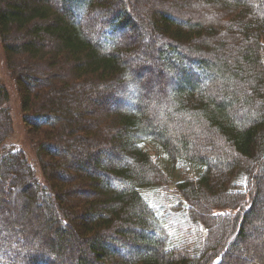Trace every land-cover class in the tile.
Masks as SVG:
<instances>
[{"label":"trees","instance_id":"16d2710c","mask_svg":"<svg viewBox=\"0 0 264 264\" xmlns=\"http://www.w3.org/2000/svg\"><path fill=\"white\" fill-rule=\"evenodd\" d=\"M134 27L142 37L131 36ZM0 38L6 58L28 64L11 71L42 154H0L4 193L33 208L20 225L0 227V264H64L68 245L78 249L68 264H264V248L247 241L249 229L264 238V0H0ZM155 57L159 77L176 72L180 85L166 106L141 110L148 79L130 72ZM32 63L58 74L33 96L24 90L38 79ZM128 88L127 109L82 113L89 92L118 99ZM8 100L0 84V151L11 131ZM167 164L195 175L173 182ZM149 190L163 191L162 200ZM171 212L180 226L172 244L164 235ZM36 219L47 231L37 252L22 234Z\"/></svg>","mask_w":264,"mask_h":264},{"label":"rangeland","instance_id":"374dc122","mask_svg":"<svg viewBox=\"0 0 264 264\" xmlns=\"http://www.w3.org/2000/svg\"><path fill=\"white\" fill-rule=\"evenodd\" d=\"M66 3V7L69 10V8L72 9V11L74 13H76V11H78L81 14V10L76 7H71L70 6V2H64ZM53 5H56L61 9V3L60 2H52ZM76 19V18H75ZM140 18H138L139 20ZM131 32V36L138 38V37H142L143 34V29L140 27L137 28H131L130 29ZM116 36H119V32L116 31ZM16 40L18 39V35H16ZM17 42H19V40H17ZM11 43V42H10ZM12 44V43H11ZM264 44V42H263ZM13 45V44H12ZM17 45V44H16ZM14 46V45H13ZM144 47V49L147 52V50L149 49V45L145 44L144 42L141 40V44L140 47ZM159 52L158 49H155L154 52ZM163 57L164 54L163 53H158V57ZM16 58H21L20 61L18 60H14V58H12L11 56L9 57V55L7 54V58L5 57L4 51H3V46H2V42H1V38H0V84L1 86L7 91L9 100L8 102H6L5 106H8L9 110V117H10V123H11V131L7 134V142L5 144L4 149H2V151H0V154H2L1 156H5L7 155L8 149H11V147L17 148V150H23L28 158H42V154L39 152H36V148L38 147V145H36V138L38 136V133H36L33 129H28L27 124L23 121V112L21 109V94L19 92V84L16 83V79L15 77H13V73L11 70H13V68L16 65L19 64H23L24 66H28V64L25 62L24 58L25 57H19L16 56ZM138 60H141V58H135L131 61L127 60V66L134 68V62H136ZM157 57L153 58L151 61H149L147 64H145V67L142 69H131V72L133 74V78L134 80L139 81L141 84L144 82H147L146 80L148 79L147 82V87H139V91H138V97L142 94V96L139 98V105H138V109L141 110H154L157 106L158 107H164L167 105L168 102H170V91L172 90V88L177 87L178 85H180V80L178 78L177 73L175 72H169V77L168 78H161L159 77L158 69L156 70V60ZM27 60V59H26ZM30 67H32L33 70L37 71L36 75H37V80H35L32 83V87L30 89V91H28L26 88L24 89L25 92H28L31 94V96L35 95L34 93L40 89H42L44 87V85L47 84H52L55 85L57 80L55 79L58 74L55 72H51V69H49L48 67H41L38 68L37 66H35L34 63L29 65ZM39 69V70H38ZM17 70V69H16ZM50 70L47 74L50 75L52 78L50 81L46 80L43 81L42 79L44 78L45 75V71ZM18 71V70H17ZM19 73V71H18ZM36 77V76H35ZM23 79H26L27 77L22 76ZM56 80V81H55ZM28 81V80H27ZM130 83L131 80L129 79ZM30 82H32V79L30 80ZM20 83V82H19ZM179 83V84H178ZM22 88V87H21ZM126 90V89H125ZM124 90V91H125ZM126 94L125 96L122 95H118V99H113L114 97L110 98L106 97L105 98H99L96 94H93L92 92H89L87 97L88 100L83 103L82 105V113L85 114L86 116H92L93 119H96V114L97 117L102 116V112L106 111H114L115 110H123V109H127L128 105L132 106V99H131V90L128 88L127 91H125ZM26 96L24 95L22 98L24 99ZM27 100V99H25ZM115 100H117L115 102ZM75 101V99H74ZM131 103V104H130ZM147 105V106H146ZM146 106V107H145ZM98 112H101L98 114ZM237 114V117L241 119V117L243 116V111H240ZM45 128V125H42ZM89 127V126H88ZM89 130V128H87ZM93 130H96V128H92ZM90 131V130H89ZM106 133V132H105ZM173 134V133H172ZM96 141V140H95ZM80 145H78L77 150L78 151H82L84 150V146L83 143H79ZM144 149H146V151L149 152V154L154 158L159 160L160 158H162V154L159 151L158 148H156L153 145H150L149 143H145L144 144ZM76 150V148H74ZM74 150V151H75ZM81 155H84L82 152H79ZM7 158V157H6ZM106 158H111V161L114 162H119L122 160V156L118 157L116 154H109L106 156ZM30 160V159H29ZM31 162V161H30ZM72 165H75L74 163ZM167 168V171L169 173V176L172 177V181H178L181 178H185V177H194L195 172L190 169V168H181L180 170H176L174 168H171L170 165H165ZM95 170V171H94ZM83 172L85 173H92L94 175H96V168L93 167H86L84 169H82ZM12 174H9V176ZM100 179L103 185H107L110 184L109 180L104 179V177H102V174L97 175ZM8 177V176H6ZM4 176L0 175V182H3L4 185L1 188L3 194L0 195V227H2V229H8L9 227H13V226H17L20 225L27 217L28 214L33 211V208H30L29 212L26 213V206L24 207L23 204L19 203V202H15L16 200V195H9V194H5V191H8L7 189H9L8 186V181L7 178ZM174 177V178H173ZM261 183L262 186L264 187V173L262 174V178H261ZM173 190H170V194L172 193ZM18 192V189H17ZM16 192V193H17ZM148 194H150L149 196L157 201L162 200L163 195L159 194L160 192L162 193L163 191H158V190H149L147 191ZM260 193L261 195H264V188L260 189ZM259 196L258 198V202H261L262 196ZM174 196H168V199H172L173 200ZM159 204V203H158ZM43 205V204H42ZM41 205V206H42ZM171 208V207H170ZM5 209V210H4ZM36 209L40 210L41 207H36ZM175 215L173 214V212H171V215L169 218H167V222H168V229L167 232L168 233H164V235H167V240L170 244H172V242L176 241V238H178V229L180 228V226L177 224V220L175 219ZM257 228L254 229H249L248 230V238L247 241H254V245L258 248H264V238L263 237H259L258 239L253 240V236L260 234L259 232L256 231ZM27 230V229H26ZM258 230V229H257ZM164 231H165V227H164ZM194 232H200L202 231V229H197V230H193ZM47 231L44 228V225L40 222L36 220H33L31 226H30V233L26 232L25 234H23L24 238L28 241V239H32L31 243H33V245H31L32 247L30 249H28V251H35L37 252L38 250H40L41 248H39V246H41L37 241H42V239L45 237ZM50 233V232H49ZM138 233V232H136ZM2 234V233H1ZM140 234V233H138ZM53 234H49V236H52ZM47 236V235H46ZM145 236H147V233L145 234ZM70 250L68 251V254L66 252V256L61 254L60 257H62L64 264H68L69 262H71V260L69 259L70 256H72L73 254H77L78 253V249L77 247H75L74 245H68ZM137 250H135L134 252H136ZM133 253V249L131 250L130 254ZM69 255V256H68Z\"/></svg>","mask_w":264,"mask_h":264}]
</instances>
